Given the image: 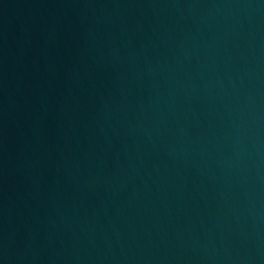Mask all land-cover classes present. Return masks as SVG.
<instances>
[{
  "label": "water",
  "instance_id": "95a60500",
  "mask_svg": "<svg viewBox=\"0 0 264 264\" xmlns=\"http://www.w3.org/2000/svg\"><path fill=\"white\" fill-rule=\"evenodd\" d=\"M0 264H264V0H0Z\"/></svg>",
  "mask_w": 264,
  "mask_h": 264
}]
</instances>
